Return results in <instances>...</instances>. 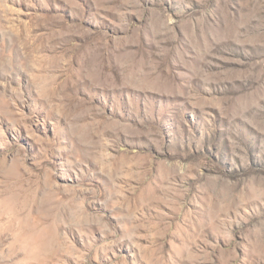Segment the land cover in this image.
Returning a JSON list of instances; mask_svg holds the SVG:
<instances>
[{
    "label": "rangeland",
    "instance_id": "1",
    "mask_svg": "<svg viewBox=\"0 0 264 264\" xmlns=\"http://www.w3.org/2000/svg\"><path fill=\"white\" fill-rule=\"evenodd\" d=\"M0 264H264V0H0Z\"/></svg>",
    "mask_w": 264,
    "mask_h": 264
}]
</instances>
